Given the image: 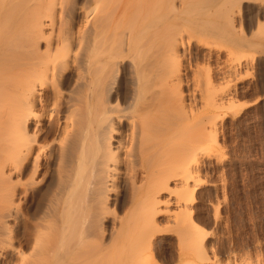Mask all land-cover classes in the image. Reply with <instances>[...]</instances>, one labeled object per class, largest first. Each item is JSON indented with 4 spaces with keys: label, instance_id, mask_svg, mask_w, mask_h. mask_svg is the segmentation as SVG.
<instances>
[{
    "label": "bare ground",
    "instance_id": "bare-ground-1",
    "mask_svg": "<svg viewBox=\"0 0 264 264\" xmlns=\"http://www.w3.org/2000/svg\"><path fill=\"white\" fill-rule=\"evenodd\" d=\"M262 105L264 0H0V264H220Z\"/></svg>",
    "mask_w": 264,
    "mask_h": 264
},
{
    "label": "rangeland",
    "instance_id": "rangeland-1",
    "mask_svg": "<svg viewBox=\"0 0 264 264\" xmlns=\"http://www.w3.org/2000/svg\"><path fill=\"white\" fill-rule=\"evenodd\" d=\"M262 108V109H260ZM260 109V111H259ZM251 112H252V116L250 115V119H244L243 121H241V123L239 122L236 126H238L237 128H239L237 130L236 126L233 127V129L236 128V130H233L232 128L229 130L228 132V137L226 136L225 137V143L226 145H228V148H229V151L231 149V152H230V155L233 154L232 156L235 158V160H238L239 164L234 167V168H229L230 170L227 171L224 173V178L226 180V184L228 182V184L230 183H233L234 181H236L234 183V186L233 184H231V186H233L231 188V186L227 184L228 188L227 187V190L228 189H233L231 190V194L235 197H233L231 194L229 195L228 191V196H232L231 199H229V197L226 195V199L223 201L226 202L223 203L222 202V205H221V212H222V209H223V212H222V215L224 216V225H227V227H223L222 226V229L220 230V236L217 238V241H216V244L218 245V249L221 250V254H220V259L222 261H220L221 263L220 264H226L227 262V257L225 255H223L226 251L228 252L229 251V248L232 250V253L235 254V255H239L240 253L243 254L247 252V254H252L253 257L256 256L258 253L260 255V253H263V249H264V231L262 233L261 230H263L264 228V217L262 214H264V211H261L262 209L264 210V168L261 169V167L263 166L264 167V105H262L261 107L259 106V108L257 109L258 112H254L256 110V107L254 106L253 108H251ZM254 112V113H253ZM263 113V114H262ZM257 116H256V115ZM262 114V115H261ZM256 117H255V116ZM255 118V119H254ZM262 118V119H261ZM253 119V120H252ZM249 122H248V121ZM247 121V122H246ZM243 122V124H242ZM248 123V124H247ZM252 123V124H251ZM243 127H241V126ZM247 126V127H246ZM242 128V129H240ZM249 128V129H248ZM233 131V135L232 134V131ZM231 131V132H230ZM248 131V132H247ZM236 132V133H235ZM230 134V135H229ZM233 137H232V136ZM232 138H231V137ZM237 137V138H236ZM229 138V140L227 139ZM231 138V139H230ZM227 139V140H226ZM234 139V140H232ZM242 140V141H241ZM245 140L247 142H245ZM229 142V143H228ZM241 142V143H240ZM230 144V145H229ZM239 144V145H238ZM241 144V145H240ZM232 145V146H231ZM246 146V147H245ZM231 147V148H230ZM248 147V148H247ZM244 152V153H243ZM243 154V155H242ZM240 155V156H239ZM248 155V156H247ZM236 156V157H235ZM247 157V158H246ZM238 158V159H237ZM241 158V159H240ZM244 158V159H243ZM240 159V160H239ZM251 162V163H250ZM248 163V165H247ZM245 164V165H244ZM254 166V167H253ZM261 166V167H260ZM247 167V169H246ZM245 168V169H244ZM254 168V169H252ZM237 169V170H236ZM249 169V170H248ZM260 169V170H259ZM236 171V172H235ZM239 171L240 174H239ZM245 171V172H244ZM232 172V173H230ZM227 173V174H226ZM230 173V174H228ZM249 173V174H248ZM263 173V174H262ZM228 175V177H230V179L226 176ZM233 174V175H232ZM226 176V177H225ZM238 178H235V177ZM261 176V177H260ZM263 176V177H262ZM255 177V178H254ZM235 178V179H234ZM246 178V179H245ZM252 180H251V179ZM243 179V180H242ZM259 179V180H258ZM233 181V182H230V181ZM245 180V181H244ZM256 180V182H255ZM238 181V182H237ZM242 182V183H241ZM249 182V184H248ZM262 182V183H261ZM238 183H241V184H238ZM254 183V184H253ZM258 184V185H257ZM240 185V186H239ZM243 185V186H242ZM252 187H251V186ZM240 187V191L242 192L240 194L239 190H237L238 188ZM247 187V188H246ZM251 187V188H250ZM235 188V190H234ZM237 188V189H236ZM247 189V190H244V189ZM233 191H235V194H236V191H237V194H239V196L237 195H234ZM253 191V192H252ZM248 194V195H247ZM252 194V195H251ZM255 194V195H254ZM228 197V198H227ZM240 198V199H239ZM244 198V199H243ZM255 198V199H254ZM233 199V200H232ZM232 200V201H230ZM235 200V201H234ZM256 200V201H255ZM247 201V202H246ZM257 201H258V204H257ZM228 202V203H227ZM253 202H254V205L255 207L253 208ZM231 203V204H230ZM250 203V204H249ZM227 204V205H226ZM230 204V205H229ZM246 205V206H245ZM259 206L260 209L256 206ZM234 206V207H233ZM240 206V207H239ZM231 209V210H230ZM242 209V210H241ZM251 209H259V211H261L260 213L262 214H259L258 210L256 211V213H258L257 215H255L256 213H254V218H252V214L251 211H255V210H251ZM204 209L200 210V215L197 217L199 220V223L200 225L202 224H205L207 219L208 218H205V215L207 217V214L205 211H203ZM244 210V211H243ZM203 211V212H202ZM205 212V213H204ZM234 212V213H233ZM230 213V214H229ZM203 214V216H201ZM261 216V217H260ZM225 217H227V221L229 222L228 224H226V219ZM232 217V218H231ZM259 217V219H258ZM257 218V219H256ZM205 219V221H204ZM256 220L257 223L254 221L252 222L253 220ZM203 220V221H202ZM232 220V221H231ZM235 220V221H234ZM258 220H260L258 223ZM250 221V222H249ZM205 222V223H204ZM237 225H236V224ZM254 224V225H252ZM258 224V225H256ZM229 225V226H228ZM255 226V227H254ZM263 229H262V228ZM225 228V229H224ZM227 228V229H226ZM252 228V229H251ZM226 232H225V231ZM224 231V232H222ZM252 231V232H251ZM222 232V233H221ZM260 232V233H259ZM224 233V235H223ZM259 233V235H258ZM221 234H222V238L224 241H222L221 239ZM256 234V235H255ZM228 235V236H227ZM259 237H258V236ZM237 236V237H236ZM253 236V237H252ZM256 236V237H254ZM262 239H260L261 237ZM253 238H255L253 240ZM234 239V240H233ZM254 241V242H251V241ZM262 240V241H260ZM218 242V243H217ZM220 242V243H219ZM256 242V243H255ZM262 242V243H261ZM169 241L168 242H165L164 245H165V248L164 247H160V249L158 248V255L159 257L164 261V264H176L175 263V259H174V253L173 251H171V249L169 248ZM253 243V244H252ZM220 244V245H219ZM236 244V245H235ZM250 246H249V245ZM167 245V246H166ZM215 245V244H214ZM232 245V246H231ZM259 245V246H257ZM248 246V247H247ZM253 246V247H252ZM255 246V247H254ZM263 246V249H262V252H260V247ZM168 247V248H167ZM258 247H259V250H258ZM214 248H217L216 245L214 246ZM248 248L249 251H248ZM254 248V249H253ZM257 248V249H255ZM166 250V252L163 250ZM216 249V251L218 250ZM219 250L217 251L218 255H219ZM228 250V251H227ZM230 250V251H231ZM247 250V251H246ZM254 250V251H253ZM236 251V252H235ZM244 251V252H243ZM246 251V252H245ZM256 253L253 254L251 252ZM224 252V253H223ZM264 254V253H263ZM262 254V255H263ZM222 255V256H221ZM225 256V257H224ZM264 257V255H263ZM167 260V262H166ZM169 260V261H168ZM173 261V262H172Z\"/></svg>",
    "mask_w": 264,
    "mask_h": 264
}]
</instances>
